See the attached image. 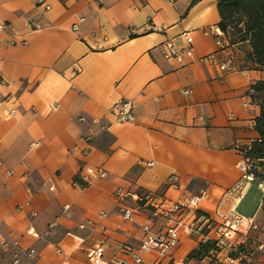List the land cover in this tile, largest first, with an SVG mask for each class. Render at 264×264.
I'll return each mask as SVG.
<instances>
[{"label": "crops", "instance_id": "obj_1", "mask_svg": "<svg viewBox=\"0 0 264 264\" xmlns=\"http://www.w3.org/2000/svg\"><path fill=\"white\" fill-rule=\"evenodd\" d=\"M39 1L0 0L2 232L22 249L35 248L34 264H89L101 242L108 264L131 261L124 248L140 249L151 208L123 202L118 190L155 193L166 210L204 193L192 214H177L185 224L178 244L163 255L145 252L141 264H209L191 257L203 240L185 227L201 217L213 228L230 210L255 222L243 249L247 264H264V191L255 209L244 205L253 182L234 191L243 176L239 149L260 138L252 86L264 70L237 61V52L252 51L249 42L231 46L223 33L219 46L206 33L219 28L218 0ZM166 42L183 56L164 55L158 46ZM122 99L133 102V121H116L112 108ZM94 119L108 128L91 132ZM90 132L86 143L81 134ZM86 167L107 175L87 184ZM165 225L160 217L151 229ZM14 253L0 245V263L11 264Z\"/></svg>", "mask_w": 264, "mask_h": 264}, {"label": "built area", "instance_id": "obj_2", "mask_svg": "<svg viewBox=\"0 0 264 264\" xmlns=\"http://www.w3.org/2000/svg\"><path fill=\"white\" fill-rule=\"evenodd\" d=\"M44 0H40V4H44ZM46 9H50V6H46ZM5 26V25H4ZM29 29L39 28V25H34L33 23H28ZM77 26H74V30H77ZM134 32V31H133ZM215 37L216 43L219 46L223 45L221 37L223 32L217 28L212 27L207 32ZM184 39L189 44L186 49L187 53H192V37L188 32H184ZM97 45V43H95ZM158 49L166 56L173 59H180L183 56L184 50H179L173 43L166 42L158 46ZM213 56L204 57L202 60L207 61L212 59ZM231 61H227L223 64L222 69L229 68ZM81 72L80 68H75L73 73L77 74ZM7 81L3 79L1 84H6ZM14 113V111H12ZM112 113L115 115L117 122L125 123L133 121L134 119V104L130 100H119L114 107L112 108ZM80 121H86L85 117H80ZM96 126H100L103 130L108 128V125L101 120L94 119L90 124L91 132ZM81 134V139L86 143H90L93 138V133ZM253 143H249L245 146H242L240 155L242 161L239 163V167L242 170L243 176L239 184L234 188V191L243 189L248 183L258 182V187L264 191V180L260 179L257 176V172L260 168V164H264L263 158H254L251 156L250 151L252 150ZM8 175L12 174V171L7 172ZM107 173L102 167H86L85 173L83 175V180L90 184L96 178H104ZM76 185H78L76 183ZM117 196L123 201L127 202L129 199L142 203L144 206L151 208V215L149 217V223L143 226V231L146 234L145 239L143 240L139 250H135L131 246H125L124 252L131 256V261L125 259H114V264H141L143 261V254L151 249H157L162 255L170 247H174L178 244V228L184 226V218H177V214H192L194 209L198 208V203L202 197L205 196L202 193L199 197H194L191 199L188 205L175 203L171 206L170 209H163L158 203V196L155 193L148 192L144 194L139 193H123L121 190H118ZM122 216L125 220H129L132 217V210L130 208L122 207L121 208ZM36 214V213H34ZM222 222L213 228L210 227L212 221L210 219L196 218L190 225H187L186 231L190 235L201 236L203 243L211 242L213 244V249L211 251L212 257L211 260L213 264H247V255L244 251L241 250V247L245 243L251 229L256 228L255 222L245 217L241 216L235 210L226 211L220 214ZM160 217H165L170 225H165L164 228L159 232H153L151 229V223L156 222ZM201 222L206 223V228L213 229V233H204V228L201 227ZM90 221H87L86 224H90ZM85 224H82L81 227H84ZM0 245L7 248H13L15 253L12 257L11 264H34V260L37 255V250L35 248L22 249L18 242L9 238L5 233L0 229ZM103 242L97 244L91 250L89 264H108L103 258ZM222 256L224 257L223 259ZM210 259V258H209ZM2 264V263H0Z\"/></svg>", "mask_w": 264, "mask_h": 264}, {"label": "trees", "instance_id": "obj_3", "mask_svg": "<svg viewBox=\"0 0 264 264\" xmlns=\"http://www.w3.org/2000/svg\"><path fill=\"white\" fill-rule=\"evenodd\" d=\"M218 10L221 17L219 28L228 37L230 45L249 42L252 51L247 56L248 61L254 69L264 70V0H218ZM252 90L254 99L260 104L261 113L256 119L260 138L253 142L250 154L254 158L264 159V80L253 85ZM257 176L264 180V164H260ZM212 249L211 242L200 243L191 257H208L211 260ZM241 250L244 251L243 246ZM209 264L213 262L209 261Z\"/></svg>", "mask_w": 264, "mask_h": 264}, {"label": "rangeland", "instance_id": "obj_4", "mask_svg": "<svg viewBox=\"0 0 264 264\" xmlns=\"http://www.w3.org/2000/svg\"><path fill=\"white\" fill-rule=\"evenodd\" d=\"M236 56H237V61L238 60L239 61H243V60L247 61V56L240 53V52H237ZM262 198H263V190L258 187V182H253L251 184V187H250L249 192L247 194V197L245 199V204H244L245 208H249V206L252 209L257 208L258 205L260 204V201L262 200ZM241 212H244L243 209H241Z\"/></svg>", "mask_w": 264, "mask_h": 264}]
</instances>
